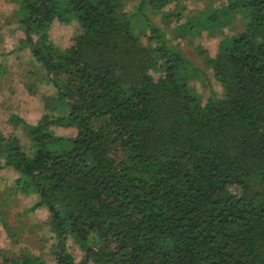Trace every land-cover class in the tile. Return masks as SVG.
<instances>
[{"label": "trees", "instance_id": "obj_1", "mask_svg": "<svg viewBox=\"0 0 264 264\" xmlns=\"http://www.w3.org/2000/svg\"><path fill=\"white\" fill-rule=\"evenodd\" d=\"M138 1L16 0L29 92L47 91L42 114H12L0 133V172L14 174L0 224L12 229L3 209L34 195L13 243L25 235L39 251L26 242L0 264H47L43 251L57 264H264V0L196 19L167 10L182 0ZM202 33L187 41L205 68L179 47ZM8 44L0 36V55L16 52ZM206 69L219 88L202 101L190 82Z\"/></svg>", "mask_w": 264, "mask_h": 264}, {"label": "rangeland", "instance_id": "obj_2", "mask_svg": "<svg viewBox=\"0 0 264 264\" xmlns=\"http://www.w3.org/2000/svg\"><path fill=\"white\" fill-rule=\"evenodd\" d=\"M225 0H182L180 6L173 7L171 5L167 8V10H180L183 18H191L196 19L200 14V12L207 11L211 8H219ZM138 0H127L126 10L130 12H134V7L138 5ZM183 5L185 8H183ZM17 7L16 0H0V36L1 39L10 45L7 52H10L13 49H16L18 43L17 41H13L15 38V32L13 27H15V23L13 20V11ZM7 19V20H6ZM6 21H10L6 24ZM153 21L157 25L163 26L168 32L169 27L167 24L161 19V15H156L153 17ZM234 25V24H233ZM237 25V24H235ZM225 27L222 32L225 34H232L236 31L238 26ZM236 27V28H235ZM76 28L73 26L72 28H66L61 26H54L53 36H71L74 34ZM207 36L206 33H202L201 36L196 38H185L181 39L179 42V47L182 51L194 62H196L199 66L204 67L203 60L193 51L192 44L188 43L187 39L193 40V44H197L198 42L204 41ZM218 34L217 37H219ZM143 38V36L141 37ZM145 41V38H143ZM212 42H210V45ZM7 45V46H8ZM3 47L0 45V52H3ZM14 53H7L6 55H0V65L3 71L0 74V133L9 134L11 132L10 127V116L12 114H18L21 117L27 118L29 120H33L38 117L43 112V102L41 99L42 94L46 93L47 88L46 84L43 82H37L35 89V93L31 94L29 92V87L31 83L35 82V77L29 73V71L36 68V63L31 59L29 55V51L26 49L24 51H20L19 49L15 50ZM207 81L206 79H193L191 80V85L194 90L200 96L202 101H205L207 98L210 86L217 89L219 88L218 83L214 80L209 70L206 69ZM60 135H66V130L63 128L56 129ZM18 136L23 140L24 135L21 132H17ZM23 143H26V140H23ZM13 172L10 169L3 170L0 172V198L2 191L10 185V181L13 178ZM35 196L31 195L30 197H21L18 201L19 204L9 206H5L3 210L7 211V220L9 227H13L12 229L3 228L2 224H0V256L3 254H11L18 250L19 246L28 245L31 246L34 252L38 253V244L35 240L31 239L27 236H21L19 239V244L15 245L13 243L14 234L19 233L18 227L20 224L17 223L16 213L20 212L24 207H28L34 201ZM13 202V201H12ZM32 215L39 220H42V217L45 216V212L41 209L35 214H28V217L32 218ZM23 229L28 230V227H23ZM29 239V240H28ZM27 245V246H28ZM43 258L46 260L47 264H57L55 257L51 254L42 252Z\"/></svg>", "mask_w": 264, "mask_h": 264}]
</instances>
